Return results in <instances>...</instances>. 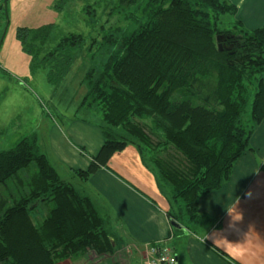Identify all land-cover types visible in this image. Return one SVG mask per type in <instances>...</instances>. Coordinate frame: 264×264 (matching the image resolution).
I'll return each mask as SVG.
<instances>
[{
	"label": "trees",
	"instance_id": "obj_1",
	"mask_svg": "<svg viewBox=\"0 0 264 264\" xmlns=\"http://www.w3.org/2000/svg\"><path fill=\"white\" fill-rule=\"evenodd\" d=\"M112 9L134 28L115 26L98 42L82 105L101 110L104 143L76 172L87 180L134 145L169 190L170 220L198 233L212 222L200 212L201 197L230 179L264 120V25L249 30L233 19L222 28L221 17L237 13L229 0H119ZM49 29L40 27L38 40ZM220 34L237 39L235 48L220 51ZM86 42L65 36L45 59ZM103 48L107 57L96 62ZM118 247L94 202L38 150L35 133L0 151V264H59Z\"/></svg>",
	"mask_w": 264,
	"mask_h": 264
},
{
	"label": "crops",
	"instance_id": "obj_2",
	"mask_svg": "<svg viewBox=\"0 0 264 264\" xmlns=\"http://www.w3.org/2000/svg\"><path fill=\"white\" fill-rule=\"evenodd\" d=\"M229 1L237 6L234 19L245 28L264 25V0ZM41 126V137L35 134L37 143L44 144L42 153L55 168L59 165L64 180L73 181L94 202L106 222L112 221L106 229L119 247L103 256L105 260L144 264L147 246L165 241L174 249L177 264H264V120L230 179L201 197L200 212L212 222L198 233L172 225L169 190L162 189L155 167L144 162L136 146L116 152L106 166L83 180L76 171L87 170L100 151V126L76 116Z\"/></svg>",
	"mask_w": 264,
	"mask_h": 264
},
{
	"label": "rangeland",
	"instance_id": "obj_3",
	"mask_svg": "<svg viewBox=\"0 0 264 264\" xmlns=\"http://www.w3.org/2000/svg\"><path fill=\"white\" fill-rule=\"evenodd\" d=\"M118 2L4 0L0 12V151L14 147L19 140L35 132L41 137V125L54 119L66 120V117L76 116L98 125L102 123L99 108L82 105L88 92L85 76L95 65V52L107 31L115 26L134 28L126 12H113L112 8ZM233 19V15H223L221 27L229 26L228 22ZM45 25H51V29L43 43L38 40L37 32ZM27 30H30V35H26ZM70 34L83 35L87 39L86 47L83 50L72 49L69 53L60 51L53 61L46 60V55ZM94 39L97 41L92 45ZM107 54V49L103 48L96 56V62L105 59ZM68 55L70 59H67ZM66 63H70L69 66ZM253 92L244 113L246 122L250 120ZM38 150L41 153L45 151L40 140ZM56 168L61 170L59 165ZM60 172L63 177V171ZM110 224L112 221L106 222L109 228ZM105 255L91 251L83 257L59 264H111L113 260H105Z\"/></svg>",
	"mask_w": 264,
	"mask_h": 264
},
{
	"label": "built area",
	"instance_id": "obj_4",
	"mask_svg": "<svg viewBox=\"0 0 264 264\" xmlns=\"http://www.w3.org/2000/svg\"><path fill=\"white\" fill-rule=\"evenodd\" d=\"M4 0H0V12ZM147 257L144 264H177V255L174 249L165 241H158L147 246Z\"/></svg>",
	"mask_w": 264,
	"mask_h": 264
},
{
	"label": "water",
	"instance_id": "obj_5",
	"mask_svg": "<svg viewBox=\"0 0 264 264\" xmlns=\"http://www.w3.org/2000/svg\"><path fill=\"white\" fill-rule=\"evenodd\" d=\"M229 37L224 35V34H220L217 36V42H218V48L220 51H231L233 48H234V43H231V44H228L226 42V40L228 39ZM172 225L175 227V228H181V225L178 224L177 222L173 221L172 222Z\"/></svg>",
	"mask_w": 264,
	"mask_h": 264
},
{
	"label": "flooded vegetation",
	"instance_id": "obj_6",
	"mask_svg": "<svg viewBox=\"0 0 264 264\" xmlns=\"http://www.w3.org/2000/svg\"><path fill=\"white\" fill-rule=\"evenodd\" d=\"M229 36V35H228ZM226 42L228 43V44H231L232 42L234 43V48H235V44H236V42H237V39H235L234 37H229L227 40H226ZM233 48V49H234Z\"/></svg>",
	"mask_w": 264,
	"mask_h": 264
}]
</instances>
